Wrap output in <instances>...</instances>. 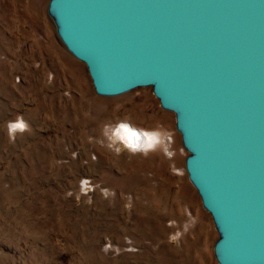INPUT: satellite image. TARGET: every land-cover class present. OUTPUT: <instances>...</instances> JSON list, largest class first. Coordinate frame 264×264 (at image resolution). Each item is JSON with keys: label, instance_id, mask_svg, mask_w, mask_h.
I'll return each mask as SVG.
<instances>
[{"label": "rangeland", "instance_id": "1", "mask_svg": "<svg viewBox=\"0 0 264 264\" xmlns=\"http://www.w3.org/2000/svg\"><path fill=\"white\" fill-rule=\"evenodd\" d=\"M17 116L31 131L11 140ZM120 120L163 126L184 154L108 149L103 125ZM189 154L176 112L150 86L95 91L50 0H0V264H221Z\"/></svg>", "mask_w": 264, "mask_h": 264}, {"label": "water", "instance_id": "2", "mask_svg": "<svg viewBox=\"0 0 264 264\" xmlns=\"http://www.w3.org/2000/svg\"><path fill=\"white\" fill-rule=\"evenodd\" d=\"M101 95L174 110L221 264H264V0H50Z\"/></svg>", "mask_w": 264, "mask_h": 264}, {"label": "clouds", "instance_id": "3", "mask_svg": "<svg viewBox=\"0 0 264 264\" xmlns=\"http://www.w3.org/2000/svg\"><path fill=\"white\" fill-rule=\"evenodd\" d=\"M7 136L15 140L18 135L31 131L30 125L23 116H17L14 120L6 122ZM102 136L107 141L106 147L115 150L117 153L123 149L130 155H141L148 158L152 154H159L168 161L184 154V149H175L174 133L163 126L147 129L140 128L127 120H120L117 123H105L102 128ZM103 143V141L101 142ZM170 171L180 174L182 170L177 169L175 164H170ZM111 245H106L102 250L107 253Z\"/></svg>", "mask_w": 264, "mask_h": 264}]
</instances>
